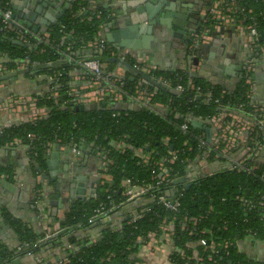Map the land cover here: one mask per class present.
I'll list each match as a JSON object with an SVG mask.
<instances>
[{
  "label": "trees",
  "instance_id": "obj_1",
  "mask_svg": "<svg viewBox=\"0 0 264 264\" xmlns=\"http://www.w3.org/2000/svg\"><path fill=\"white\" fill-rule=\"evenodd\" d=\"M94 1L95 5L99 2ZM243 2L247 8L253 10L255 16L264 15V0ZM110 14L109 10L98 9L89 0H75L61 19L49 27L47 42L39 41L43 35L21 36L9 30L0 32L2 72L7 74L19 70L23 60H28V66L33 63L42 66L67 60L68 56L98 60L103 66V74L112 73L115 63L111 62V54L115 48L107 44L108 49L102 52L85 49L89 42L95 41L97 35L102 33L104 26L109 22ZM257 21L262 39L260 45H264V19L257 18ZM201 26L211 29L212 22L202 23ZM12 40L22 42L23 46L14 45ZM74 73L83 77L84 83L88 81L85 73L69 62L59 69H45L34 76L22 77H43L45 84L47 77L53 78L54 81L49 84L48 90L35 98L36 106L47 108L48 113L36 122L27 121L4 129L0 134V149L9 147L14 139H19L23 145H27L29 140L26 136L33 134L35 138L30 143L33 149L29 152L41 169L45 167L48 145H80L82 141L93 143L90 153L100 150L99 158L105 163L102 175L110 177V181L99 180L95 186L94 197L85 202H74L64 214L63 220L58 222L59 229L65 230L66 233L48 239L32 254L61 248L65 253L62 258L65 260L64 264H132L135 262L133 257L139 246L138 239L143 244L148 234H160V227L163 221H166L173 226L171 241L174 246L168 256V264H264V260L260 263L253 262L238 252L236 247L237 242L250 238L248 231L254 235L253 239L264 241V164L249 162L248 165L255 167L249 173L228 170L224 166L225 161L217 153L219 149L213 150L212 143L206 142L204 129L194 128L191 123H188L185 132L180 128L189 118L202 121L205 126L211 127L208 120L220 112H225L238 114L251 121L255 129L251 138L257 139L258 132L254 120H257L261 113L253 112L255 108L246 97L249 86L245 84L244 79H240L234 91L229 92L217 82L203 77H191L186 70L155 69L152 76L170 80L171 85L166 91H156L148 104L149 108H139L130 102L140 79L136 78L131 82L126 77L121 79L123 100L120 103L104 99L99 103L84 105L88 110L70 112L76 107L72 106L70 101L78 93H82L73 82ZM176 75L181 77L179 82L174 80ZM176 84L183 87L182 92L174 91ZM115 85L119 86V83L116 82ZM191 85L208 95H200V98L195 100L194 92L189 90ZM142 86L145 92L154 90L148 85ZM63 101L67 103L60 106L59 103ZM155 103L167 108L153 111ZM166 138L168 146L163 144ZM119 142L128 147L117 149L116 144ZM139 150L149 156L147 162H141L136 156ZM170 151L177 152L172 164L164 162L170 179L186 178L184 171L187 162H198L204 158L208 162L218 163V171H203L192 181L186 178L189 180L187 183L191 184L188 190L184 185H174L171 182L158 188L154 187L152 192L142 196L146 201L138 208L139 213L134 220L123 221L116 230L107 226L94 242L76 236L77 232L91 228L92 224H89L88 220L100 205L113 204L117 207L127 203L123 197L126 187L122 185L127 180L134 186H155L161 177V171L156 164L167 157ZM1 174L8 175L10 179V167H0ZM151 195L155 198H178L177 211H166L154 199L151 200ZM250 202L253 204L249 205ZM192 218L196 223L189 221ZM3 219L13 230L19 244L35 242L43 236L42 232H35L27 224L12 220L7 215ZM55 221L58 220L53 219V222ZM102 221L103 219L98 222ZM201 240L206 242L205 246L200 245ZM210 242H227L229 246L226 250L220 249L219 255L214 256L208 249ZM66 245L74 246L76 251L70 252ZM18 255L0 243V264L10 262ZM209 255L213 256L212 260L208 259Z\"/></svg>",
  "mask_w": 264,
  "mask_h": 264
},
{
  "label": "built area",
  "instance_id": "obj_2",
  "mask_svg": "<svg viewBox=\"0 0 264 264\" xmlns=\"http://www.w3.org/2000/svg\"><path fill=\"white\" fill-rule=\"evenodd\" d=\"M244 0H211L210 4L205 7L202 11V18L204 19V23L206 22H212L211 29L209 28H202L200 30L199 36H196L197 42H204L207 41L211 36V32H217L219 33L220 30L224 29L223 27L229 24L234 25L246 38V43L251 50H255L256 53L264 54V45L261 44V34L258 30V21L257 18L264 19V15L258 14L257 16L254 15L253 10L246 7V4L243 2ZM255 2H261L262 0H254ZM91 4H94V0H89ZM11 16H12V0H1L0 2V32L4 33L5 31H8V27L11 23ZM27 36V35H24ZM48 34L43 35L39 41H48ZM108 43L105 41L104 38H102L99 34L97 35V38L93 42H89L86 45L87 50H92L95 52H102L106 49H108ZM112 58H120L123 61L128 62L131 64L135 69L143 72L147 76L152 77L155 82L164 88V91L167 89H170L171 81L166 80L162 77H154L152 76V72L155 70L153 67H150L147 65L146 61L144 59L138 58L132 53H130L128 50H118L114 49V52L111 54ZM67 62L74 64L76 68L83 71L85 75L88 78V81L85 82V86L80 88L82 93H78L75 98H73L70 103L72 106H79L80 104L87 105L92 103H99L103 101L104 99H111L113 102L120 103L123 100V94L121 92V79H118L112 75V73L103 74V66L102 64L95 59H75L67 56ZM242 67L241 73L239 74V79H244L245 84L249 86V91L246 93V97L251 100V94H252V76L254 74L255 68L254 65L250 62H246ZM28 60H23L22 64L20 66V69L26 68L28 65ZM32 66H36L35 63H33ZM19 69V70H20ZM4 73L1 70L0 67V75H3ZM75 77H80L78 74H75ZM83 81V77H81ZM181 79L180 76L176 75L174 77V80L176 82H179ZM47 82L49 84L53 83V78L47 77ZM118 82L119 86H116L115 83ZM142 81L138 82L135 88V92L133 96L130 98V102L138 106L139 108H149L148 104L151 102V99L156 94L157 89L154 88L153 91H144L142 86ZM189 90L194 92V99L198 100L200 98V95H208L203 94L199 88H194L193 85L189 87ZM174 91L177 93H180L183 91V87L180 84H176L174 87ZM56 94V93H54ZM191 101H193L191 99ZM67 102L63 101L62 103H59L60 106H64ZM170 103V102H169ZM168 103V104H169ZM16 106L12 108L14 105ZM251 104L253 105L254 113H261L258 116L257 120H254V124L257 126V132L258 137L257 139L252 140L251 136L254 133V127L251 121L243 119L238 114H232V113H225L220 112L218 115L210 118L208 120L209 125L211 126L210 129H214V132L212 133L209 144L212 143L213 150H217V153L219 156L225 161L224 166L228 170H236V171H244V172H252L255 167L248 165L249 162L257 163V158L259 157V154L262 152L263 149V143H264V107L256 106L251 101ZM11 104L8 109L11 112H14L17 114L18 112H23L26 114L27 119L29 122H36L40 120L42 117H45L48 113V109L45 107H37L36 106V99H19V101H14V105ZM242 106L239 107V110H241ZM167 107L160 104L155 103L152 107L153 111L156 110H165ZM155 109V110H154ZM4 110L2 106H0V111ZM7 110V109H6ZM17 110V111H16ZM254 118V117H252ZM226 119H228L226 121ZM252 120V119H251ZM191 118L186 120V123H184L180 128L182 131H186L188 129V123H191ZM200 122V121H197ZM200 123L203 124L201 121ZM11 125H1L0 126V134L3 132L4 129L10 127ZM207 127V126H206ZM26 138L29 140V144L23 145L22 141L19 139H14L13 142L9 146H25L29 151L33 149V146H31V141L35 138L33 134H28ZM164 146H168V139H164ZM202 145L204 143L202 142ZM49 146V145H48ZM63 147V145H60ZM81 146H87L90 149L93 150V143L87 144L84 141L80 145L77 144H69V148L71 149L72 153L76 156L81 155ZM127 145H124L123 142H119L116 144L117 149L121 148H127ZM47 152V150H46ZM97 154H100V150L97 149ZM96 152L93 153L96 155ZM36 156V154H34ZM141 162L145 163L149 160V156L143 154L140 150L137 152L136 155ZM177 156V152L170 151L168 156L162 159L160 162H158L157 168L159 171H161V177L159 180L155 183V186L152 185H140V186H134L131 185V182L127 180L125 185L128 187V189L123 193V197L126 198V201H132L141 198L142 196L149 194L154 190V187L158 188L162 184H168L173 183L175 180L180 178H169L168 169L164 166V162H167L169 164H172ZM104 165V164H103ZM211 165H218V163L214 162H208L206 158L202 159L200 162H187V165L185 166V176L186 178H189L191 181L194 180L198 175H200L201 170L203 171L204 168H207ZM184 177V179H186ZM189 180H187L188 182ZM181 196V194H179ZM151 200H155V202L158 205H161L164 207L166 211L169 212H176L179 207L178 198L175 199H168L164 196H159L155 198L153 195H151ZM124 204V203H123ZM121 204V205H123ZM253 202H250L249 205H252ZM120 205V206H121ZM120 206L115 207L113 204H110L109 206L106 205H100L98 208H96L93 211V215L89 218L88 223L89 224H96L98 221H101L104 218H107L114 214V210H118ZM42 222H44L45 225L42 226L43 229V236L41 238H38L35 242L31 243H21L18 244L14 252L19 255H32V252L38 248H40L46 241L53 236H55L58 231H61L60 229L56 228L53 229L52 226L46 225V223L49 222L47 216H41L40 217ZM136 217L133 218V220ZM187 219L185 218L184 221ZM189 221H192L193 223H196L195 219H190ZM172 229L173 226H169L166 221H163L160 231L161 234L167 235V239L170 243L172 238ZM248 234L251 238L254 237L252 232L248 231ZM147 240L145 242L147 246V250L149 252H153L158 248V244L160 242V239H158V235L156 233H150L147 235ZM166 238V237H165ZM164 242H167L165 239ZM138 243H141V240L138 239ZM200 245L205 246L206 242L201 240ZM229 244L227 242L223 244H216L214 242H210L208 244V249L212 252L214 256L219 255L220 249L226 250L228 248ZM66 249L70 252L76 251L74 246L72 245H66ZM65 257V256H64ZM63 257V258H64ZM209 260L213 259L212 255L208 256ZM216 262V261H215ZM65 260H57L56 263H50V264H64ZM132 264H141L140 262H134Z\"/></svg>",
  "mask_w": 264,
  "mask_h": 264
},
{
  "label": "crops",
  "instance_id": "obj_3",
  "mask_svg": "<svg viewBox=\"0 0 264 264\" xmlns=\"http://www.w3.org/2000/svg\"><path fill=\"white\" fill-rule=\"evenodd\" d=\"M128 2L130 1L129 0H101V1L99 0L97 6L109 5L111 6L109 12H113L114 13L113 15H119L124 12L128 13L130 11V9L127 6ZM223 28L224 29H222L223 31L220 34H216V35L211 34V36H209L210 38L207 41H204L203 43L201 42V44L205 46L213 43V46L209 48H205L199 55L198 66L197 67L191 66L189 70H187L188 68L186 66L187 64L186 60L184 59V57L181 58V52L179 51L181 50L180 48L176 49L178 53L174 54L175 58L177 57V59L175 58L162 59L160 53V47L153 46L154 45L153 42H151L149 45V50H150L148 51L149 55H146L147 50H143V49L138 50L141 52L140 55L137 54L136 52H132L129 50L128 51L133 55H135L136 57L144 59L147 65L153 67L156 70L181 69V70H186L187 73L189 72L196 74V72H199L202 64H205V62L207 61L209 64L208 65L205 64L206 67L216 69L217 65L220 64L224 66V68H226L225 69L226 71L229 68L232 67L236 68L239 65L237 64L226 65L225 62L227 61L231 63L233 60H235V56L233 55L231 58L229 57V60L223 58L221 49L225 50L226 47H228V49H230L231 47L236 49V47L241 46L240 41L242 38H244L245 45H247V43H246V38L234 25L229 24L224 26ZM109 31L110 30H108V32ZM47 32L48 30L44 32H38L36 36L46 35ZM102 33L105 34L107 33V31L102 30ZM29 35L34 36L32 34ZM99 35L101 36V33ZM223 42H225L227 45L224 46L225 44H223ZM196 43L197 41L194 39L193 43L189 47L187 46L189 48L188 54H191V51L195 47ZM219 44L221 46L218 47ZM154 49L156 51H153ZM167 55H169V53ZM192 55L194 57L196 56L195 54ZM230 72H232V74L235 73L233 70ZM211 73H213V71L210 72L209 74L212 75ZM219 73H222V71L217 70L215 71L214 74L216 76ZM75 74L76 73H74L72 76L73 82L77 85L78 90H81L80 88L84 87L85 83L82 81V79H80L81 77H75ZM202 74H208V73H202ZM112 75L118 79L131 77L128 72H125L124 70L120 69L119 66L116 64L112 70ZM208 78L211 80H213L214 78L216 79V77L213 78L211 76H209ZM221 80L223 81V79ZM261 84L263 86L264 81L263 82L260 81L258 86L260 87ZM48 87H49V83L47 82L45 84V82H43V77H37L35 79L16 78V79H11L3 84H0V106L4 108V110L0 111V126L5 124L20 125L24 122H27L28 119L25 113L18 112L17 114H15L14 112H11L8 109V107L11 104L14 105V101L15 102L19 101V99L34 100L37 96H41V94L46 92L48 90ZM253 87L256 88L257 85H255V81L253 82L252 80L251 101L254 104H256V101L254 100L255 92L253 91ZM260 92L264 94V90ZM81 105L83 104H80L79 106ZM15 106L16 104L12 108H14ZM256 106L264 107V101L259 102L258 104H256ZM207 128L210 129V127ZM213 132L214 129L211 130V135ZM53 145L56 148L57 147L59 148L57 154V166H58L57 178H56L57 181L62 180L63 177H65L67 174L71 175L73 171H76L75 173L76 178L78 176L85 177L84 185L86 189H89L90 187L94 189L97 182L101 179L110 181V177L108 176L104 177L102 175V165L104 164V168H105V163L100 160L99 156L97 157L95 156V154L93 155V153H90L89 147L81 146V151H80L81 155L77 157L72 153L71 149L69 148V145H63V147L55 144ZM53 145L52 146L49 145L47 147L45 167L41 169L37 166L36 161L30 155L29 150L23 145L9 146L0 149V167H10L11 169L10 179L8 175L1 174L0 181H4L12 186V189L9 190L8 188L0 184V243L12 250H14L19 243H17L16 240L17 238L13 230L7 224V221L3 219L5 215L9 216L12 220H17L24 224H27L35 232H43L42 226L45 224L44 222H42L40 218L41 216L48 217L49 222L46 223V225H48L49 227L52 226L53 229L56 228L59 229L58 222L60 220H63L64 214L71 207V202L68 199L67 193H62L61 195L62 204H63L61 209H59L58 206L54 207L52 205L54 201L51 199V197L55 194V190L52 183H48L44 178V176H46L49 173L48 165L46 164V162H47V156H49L55 150V147ZM257 162L264 164V143H263L262 152L259 154V157L257 158ZM213 166L218 168V165H211L208 166L207 168H204L203 171L208 173L213 172V168H212ZM37 167L40 169V172L37 170ZM203 171L201 170V172ZM125 184L122 185L125 186L127 190L128 187ZM145 201L146 199H144V197H141L136 200L128 201L127 203L121 205L119 210L116 211L114 214H112L107 218H104L103 221L100 223L97 222L96 227H93L92 225L91 228H88V230L77 232L76 236H78L79 238H86L89 239L91 242H94L98 238V235L100 234L98 231L100 228L104 229L107 228L108 226L111 229L116 230L120 228L123 221L137 217L139 213L138 208L141 205H144ZM108 218L109 221L107 222L106 220ZM53 219L58 221L53 222ZM168 225L171 226V224ZM6 226H8L9 229L5 228ZM59 232L61 231H58V233ZM158 239H160V242L158 244L159 246L153 252H149L147 250V246L145 243L141 245L140 243H138L139 246L137 248V252L133 257L135 258V261L140 262L141 264H168V256L174 250V246L172 244V241H170L169 243L167 239V235L165 234H161V233L158 234ZM165 239L167 240V242H164ZM236 247L238 252L245 255V257L249 258L255 263H260L264 260V241L256 240L250 237L240 242H237ZM62 250L63 249L61 248H55L52 250H46L45 252H39L38 254H32L30 256L26 254L18 255L6 264L55 263L57 260H60L65 256V253H63Z\"/></svg>",
  "mask_w": 264,
  "mask_h": 264
},
{
  "label": "water",
  "instance_id": "obj_4",
  "mask_svg": "<svg viewBox=\"0 0 264 264\" xmlns=\"http://www.w3.org/2000/svg\"><path fill=\"white\" fill-rule=\"evenodd\" d=\"M74 1L75 0H12V16L8 30L16 32L21 36L29 34L36 36L38 32H44L48 30L50 26L59 21L66 11L70 9ZM129 1L130 2L127 3V6L130 11L128 13L124 12L119 15H113L114 13L111 12L112 14H110L109 22L104 26V30H106L107 33H101V37L104 38L109 45L115 47V49L129 50L136 52L139 55L141 52L138 50L143 49L147 50L146 55H149V45L151 42H153V46L160 47L162 59H172L175 58L174 54L178 53L176 49L180 48L181 50L179 51L181 52V58L184 57L187 62V70H189L191 66H198L200 53L205 48L213 46V43L205 46L199 41L195 44L191 54H188L189 41L192 40V36L195 33V24L193 23L194 12H192V4H181V0ZM177 4H179L178 7L176 6ZM93 6L97 5L93 4ZM110 7L111 6L109 5L97 6V8L100 10H109ZM83 15L85 16L86 13ZM108 30L110 31L108 32ZM222 31L223 30H220L219 33L211 32V34H220ZM11 42L16 46H23V43L18 40H12ZM223 44H225L224 46L227 45L225 42H223ZM240 44L241 46L236 47V49L232 47L230 49L226 47L225 50L221 49L223 58L229 60V57L231 58L233 55L235 56V60H233L231 63L226 61L227 63L225 62V64H237L239 65L238 67H232L225 71L226 68L219 64L217 65L216 69H212L205 66V64H209L206 61L205 64H202L200 67L199 72H196V74H190L191 77H203L209 81L217 82L223 85L224 89H227L229 92H233L236 85L238 84L239 74L241 73L242 66L247 64L245 62L247 60V62H251L256 68L252 80L253 82L255 81V85H257L256 88L253 87V91L255 92L254 100L256 101V104H258L259 102L264 101V94L260 92L264 90V84L263 86L262 84L260 85L261 88L258 86L260 81H264V54L256 53L254 50L249 49L248 45H245L244 38L241 39ZM219 46L221 45L219 44L218 47ZM153 51L156 50L154 49ZM168 53L169 55H167ZM192 54H195L196 56L194 57ZM175 59H177V57ZM111 62L115 63L120 69L130 74L131 77L128 78L129 81L134 82L136 78H139L144 85L164 91V88L159 86L152 77L147 76L143 72L135 69L128 62L123 61L120 58H112ZM66 63V60H62L42 66H27L26 68L0 75V82L9 81L14 78H22L24 75L34 76L45 69H59ZM217 70L222 71V73H219L215 76L214 73ZM232 70L235 72L234 74L230 72ZM212 71L213 73L210 75L209 73ZM201 72L208 74H202ZM209 76L213 78L216 77V79L214 78L211 80L208 78ZM221 79H223L224 82ZM84 110H88V107L81 105L72 108L70 112H82ZM191 126L194 128L204 129L206 133V142H209L211 136V130L209 128L197 121H192ZM58 151L59 148L55 147V150L49 156H47L46 164L48 165L49 173L44 176L48 183H52L55 190V194L51 197V199L54 201L52 205L54 207L58 206L59 209L62 208V193L68 194V199L71 202V205L74 203V201L85 202L88 199L94 197L95 188L93 189L90 187L89 189H86L84 185L85 177L78 176L76 178V171H73L71 175L67 174L62 180H56L58 171ZM147 151H149V148H147ZM103 167L104 165H102V168ZM212 168L214 173L218 171V168L215 166ZM37 170L40 172L38 167ZM173 183L174 185H184L186 190H188L191 186V184L187 183V180L184 178L177 179ZM0 184L9 190L12 189V186L4 181H0ZM106 221L108 222L109 218ZM96 226L97 224L93 225V227ZM5 228L9 229L8 226ZM101 230L102 228L98 230L100 233L98 237L101 236ZM65 233L66 231L62 230L53 236V238L62 236Z\"/></svg>",
  "mask_w": 264,
  "mask_h": 264
},
{
  "label": "flooded vegetation",
  "instance_id": "obj_5",
  "mask_svg": "<svg viewBox=\"0 0 264 264\" xmlns=\"http://www.w3.org/2000/svg\"><path fill=\"white\" fill-rule=\"evenodd\" d=\"M181 4H192L193 7H192V12L193 13V17H194V21L193 23L195 24V33L193 34L192 36V40L189 41V46L193 43V40L196 38V36H199L200 34V28L203 27L201 26V24H205L204 23V19L202 18L203 16L201 15L202 14V10L203 8L207 7L211 0H181ZM176 3V2H175ZM177 7L179 6V4L176 5ZM201 26V27H200ZM193 27V26H192ZM212 27V26H211ZM194 28V27H193ZM196 40V39H195ZM255 51V50H254ZM252 60V59H251ZM250 61V60H248ZM247 62V60L245 61ZM251 63V62H250ZM94 155V154H93Z\"/></svg>",
  "mask_w": 264,
  "mask_h": 264
},
{
  "label": "rangeland",
  "instance_id": "obj_6",
  "mask_svg": "<svg viewBox=\"0 0 264 264\" xmlns=\"http://www.w3.org/2000/svg\"><path fill=\"white\" fill-rule=\"evenodd\" d=\"M95 156L98 157V156H100V154L98 155L97 152H96V155ZM102 171H105V168L104 167L102 168Z\"/></svg>",
  "mask_w": 264,
  "mask_h": 264
}]
</instances>
